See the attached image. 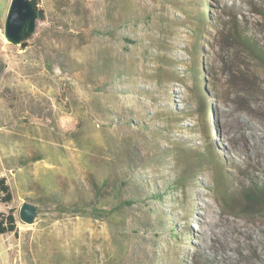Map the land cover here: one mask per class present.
Masks as SVG:
<instances>
[{
  "label": "rangeland",
  "instance_id": "374dc122",
  "mask_svg": "<svg viewBox=\"0 0 264 264\" xmlns=\"http://www.w3.org/2000/svg\"><path fill=\"white\" fill-rule=\"evenodd\" d=\"M11 1L0 264H264V0H40L18 46Z\"/></svg>",
  "mask_w": 264,
  "mask_h": 264
},
{
  "label": "water",
  "instance_id": "95a60500",
  "mask_svg": "<svg viewBox=\"0 0 264 264\" xmlns=\"http://www.w3.org/2000/svg\"><path fill=\"white\" fill-rule=\"evenodd\" d=\"M40 18L31 0H12L5 21L4 35L6 40L15 45H25L24 40L36 30ZM37 206L24 203L20 211V219L24 224L31 225L37 218Z\"/></svg>",
  "mask_w": 264,
  "mask_h": 264
},
{
  "label": "trees",
  "instance_id": "16d2710c",
  "mask_svg": "<svg viewBox=\"0 0 264 264\" xmlns=\"http://www.w3.org/2000/svg\"><path fill=\"white\" fill-rule=\"evenodd\" d=\"M33 8L39 12L40 17H43V12L40 10V0H31ZM205 19V17H204ZM234 38L241 43L247 52H250L264 67V49L260 47L258 43H255L252 39L246 38V36L240 32L239 26H235ZM127 42L134 44V42L128 40ZM203 99L202 95H199ZM0 193L4 195L3 201L10 202L13 199V195L10 190V186L7 184L6 178H0ZM159 197V196H158ZM250 197H255L253 202H257L260 199V205L264 207V188L259 190L258 193H252ZM18 233L17 219L14 215V211L10 210L9 214L0 213V236H5L8 234ZM174 236L177 237L178 234L174 231Z\"/></svg>",
  "mask_w": 264,
  "mask_h": 264
}]
</instances>
